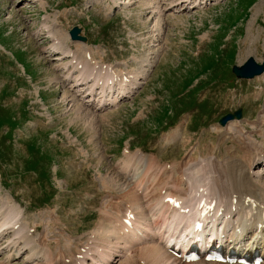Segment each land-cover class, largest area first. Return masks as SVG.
<instances>
[{
  "label": "rangeland",
  "instance_id": "obj_1",
  "mask_svg": "<svg viewBox=\"0 0 264 264\" xmlns=\"http://www.w3.org/2000/svg\"><path fill=\"white\" fill-rule=\"evenodd\" d=\"M92 1L89 3L93 5L88 0H44L43 8L37 2L0 0V114L21 119L12 140L5 137L7 126L0 130V154L5 160L0 166L9 182L4 188L0 181V207L16 206L22 212L20 224L32 231V236L26 239L34 241V249H39L36 250L38 257L51 250L55 254L54 264H62L64 257L78 263L75 255L83 254L82 247L84 253L91 251L88 253L91 258L98 257L95 251L101 250L113 254L126 250L137 252V249L133 251L135 246L130 250L110 232L109 218L115 213L124 215L129 193L142 180L146 182L145 168L154 159L161 162L166 172L173 163L192 157L196 171L208 170L217 161L227 162L220 166L222 169L233 160L244 161L251 165V170L255 159L262 158L264 152L263 136L253 131L264 130V76L237 81L231 74L233 66H242L249 57L264 63V0H230L208 10L176 14L167 11L164 16L150 13L152 9L143 8L139 0H119L118 6L114 0H101L100 4ZM173 2L172 7L176 5ZM248 16L246 23L239 22L238 30H229L223 47L233 43L234 48L222 49L224 54H220L218 45L224 44L223 29H230L243 17L246 21ZM45 26H50L53 38L45 32ZM74 27L86 29L87 44L70 39L69 31ZM219 31L220 35L212 40ZM207 34L211 45L202 39ZM51 38L56 40L53 44ZM58 42L64 49L77 52L78 61L83 60L89 70L94 68L91 63L93 66L98 63L114 66L118 73H141L138 86H143V90L134 103L125 102L101 111L87 108L86 101L96 102L90 96L82 99L77 92L78 88H87L74 84L78 71L70 68L73 73L68 75L71 72L63 69L64 64L71 65L72 59L57 61L56 54L50 53L61 49ZM210 67L209 74L218 80L210 81L204 74L200 80L208 81L209 86L184 97L182 102L175 100ZM109 73H96L95 78H105ZM3 91L5 98H2ZM172 103L180 107V112L170 111V117L158 124L157 118L162 117L163 110H168V107L161 110L162 105ZM194 104L201 106L203 112L195 116L196 109L179 118ZM239 108L244 111L240 126L234 125L233 130L225 128L227 132L219 130V119ZM25 110L28 113L21 118ZM169 121L177 122L161 132ZM173 133L177 135L171 139ZM31 143L39 154L35 150V156L29 158L27 147ZM131 144L145 152L147 162L135 163L126 175L125 152L128 147L130 153L134 152ZM249 147L247 157L245 151ZM257 154L258 158L249 163L247 159ZM27 163H36L41 170L52 174L53 189L47 187L44 191L37 175L22 173ZM262 168L263 161L254 165L252 171ZM260 180L264 183V178ZM144 186L145 183L139 187L144 189ZM152 189H148L149 193L153 191L150 198L157 197L159 189H154L156 193ZM127 191H130L129 197ZM53 193L55 196L48 201ZM122 197L127 198L121 201ZM7 236L6 246L14 251L11 240L16 237L12 233ZM82 244L87 245L86 249ZM7 254L0 258L3 260ZM28 254L25 252L13 264H27L26 259L31 257ZM89 256L85 259L91 264ZM122 258L114 257L112 264L126 263V258ZM36 262L28 264H42Z\"/></svg>",
  "mask_w": 264,
  "mask_h": 264
},
{
  "label": "bare ground",
  "instance_id": "obj_2",
  "mask_svg": "<svg viewBox=\"0 0 264 264\" xmlns=\"http://www.w3.org/2000/svg\"><path fill=\"white\" fill-rule=\"evenodd\" d=\"M21 1H26L27 3L38 2V3L41 4L42 7L46 5L45 2H42L44 0H21ZM144 1H143L144 4L142 6L143 8L144 7H146V8L148 7V8H152L153 10H159L160 9L158 7L159 3L157 2V0H154V1L153 0H144ZM209 1H211V0H181L175 6L182 5L183 8L192 9L195 6H198V5H201V4H204V3H208ZM92 2L94 4L102 3L101 0H93ZM118 2H119V0H114V3H116V6H118ZM198 2L200 4H198ZM120 4H122V3H120ZM43 8H45V7H43ZM10 18L11 17H8L7 19H10ZM45 32H47L49 37L50 36L52 38L54 37L53 33L50 30V26H45ZM52 38H51V43L53 44L56 40L53 41ZM52 44L50 45V48H51ZM57 45H60V43L58 42ZM60 47H61V49H58V50H61L62 54H64L65 57L72 56V57H74V59H76L77 52L72 51L71 49H64L62 47V45H60ZM58 50H56V51H52L51 50L52 52L50 51V53L57 52ZM74 59H73V61H74ZM80 65H81V68H80L79 78L82 81H87L89 78H91L94 75L95 83L88 90L93 92L95 87H97V85L98 86L100 85V89H101L100 94H102L103 96L98 100V104H97L98 106L102 107V106L115 104V103L118 102V100H119V98L121 96H124V95L129 94V93L132 92V89H133L132 87L135 85V83H130L131 86L128 87L127 80H124V81L121 80V81L117 82L116 80L117 79H121L122 77L118 78V76L116 75L115 71L112 72L113 70H111L107 77L101 78L99 80H96L95 74H93L94 69L89 70L88 66L84 65L83 61H82V63H79V66ZM262 77H261V79H262ZM79 78L75 77V82L76 83H78L80 81ZM137 78H138V76H137ZM79 91H81V89ZM116 92H117L116 96L115 95H111V96L107 95L108 93H116ZM239 123H241V121L240 122H231L228 125L229 127L227 126L226 128L232 129V127H234V125L239 124ZM260 125H262V124H260ZM239 126H240V124H239ZM260 134L263 136L262 139H263V142H264V134L263 133H260ZM241 138L243 139V137H241ZM245 146H246V144H245ZM243 149H244V147H243ZM249 149H250V147L248 148L247 151L243 150V151H245V153H247V157H248ZM240 151H241V149H240ZM255 158H258V156H255L251 160V164L253 163ZM243 159H245V158H243ZM250 159L248 158L247 160H250ZM194 161L195 160L192 157L188 161L180 162L179 165L184 166L186 171L185 172H181L180 176H176V175L171 176L164 183L163 190L165 189L166 186L171 185L172 187L169 189L170 195L178 197V198H174L173 197L175 199L174 202L180 203V205H178L176 207V209H174V210H171V209H168V208L164 207L163 204L160 206L159 203H157L155 206H150V205L143 204V197L139 196L136 191H134V193H135L134 196H130V197L128 195V192H130V191L126 192V195H128V197H129V201H130L129 203L132 205V207H135V209L139 210V212H138V214H136L135 219L132 221V226L131 227L127 228L122 223V220H121L120 224L118 226H116L114 233L116 235H119L121 237V239L126 244L135 243L136 242L135 241L136 237H137L138 241L141 242L142 240L139 238V236H141L142 233L144 234V237L149 238V239H151L152 242H156V243L151 245V244H149V241L141 242V243H143L144 246L133 248L134 249L133 251H135V249H137V252H135L134 254H133V252L130 253V251H128L130 254L127 253V257H126V261H125L126 263L123 262L124 264H139L138 263L139 261H140V264H184L182 259L175 258L169 252V247L167 246V244H169L170 239L172 237L176 236L178 233L181 234L180 230H181L183 224L187 223L193 217L192 210H190L189 213L181 212V210L183 208H187V206H186L187 202L185 201L186 198H184L185 197V193H189L190 195H192V202L194 200L197 205H199L202 201L206 202V205H210V199H216V198L218 200H220V201L228 202L229 201L228 199H230L231 196H229L227 193H232L233 195H236L237 196L236 198L239 199L236 203H233L231 201V202H228V203L224 204L221 207L222 203L219 202L218 203V207L213 212L208 213L206 216H204L203 220L206 223L211 221V226H213V227L218 225V224H222L223 226H225L226 229H230V227L232 225H234V223H231L230 220L231 221L236 220L237 223H242V222L247 223V227L246 228H242L241 234L238 235V237L236 239V243H238V245L242 246L243 245V238H244V240L246 238V239H249L250 242H249L248 246H250L252 241L255 240L256 242H255V245L253 246V249H256V250L260 251V253L264 256V187H263L264 183H263V186L253 183V181L251 180L250 172L248 173V175H247L245 180H241L240 179L241 178V173H239V171H241V169H240V163L241 162L237 163L235 165L232 162V164L226 165L222 169H220V167L219 168L215 167L216 165L214 164L213 171L216 169L214 172L218 174L217 181L215 183V182L212 181L213 176H208L209 174H211V168H209L208 170L207 169H201V170L198 169L196 171V173L193 171L194 170L193 168H195V166H196V165L193 166V163H195ZM250 166H249V169H250ZM187 171H192V172L191 173H187ZM123 176L124 175L122 174V177ZM185 176H186V180H184ZM127 177H124V178L126 179ZM184 187H186V189H183ZM154 189L155 188L153 187L152 190H154ZM151 192H153V191H151ZM154 192H155V190H154ZM159 192H160V190H159ZM123 194H125V193H123ZM247 196H249L250 198H253L255 201L256 200L259 201L260 204H262L263 206H260L259 202H255V201L254 202H250V203H246L244 199H246ZM123 197L120 198L121 201H122V199L125 200L127 198V197L126 198H123ZM154 197L152 196V198H154ZM126 201H128V199ZM182 201H184V205H183ZM1 202H2V200H1ZM117 204H118V202H117ZM125 204H126V202L123 205H125ZM119 205H121V204H119ZM119 205H118V207H119ZM173 205H174V203H170L169 208H172ZM114 207H116V206H114ZM165 208L168 209V210H166ZM107 210H109V209H107ZM111 211L114 212V210H111ZM6 212H7V214L4 215ZM0 214H1L0 216L4 217L2 223L0 224L1 225L0 226V239L2 237H4V231L2 230L4 227L5 228L6 227L13 228L14 235H20L21 234L23 242L25 243V246L24 247H20V248L18 247L17 243L13 244L14 245L13 248L14 247L17 248V254L25 251L26 248H27L28 252H29L28 255L29 256L31 255V257L26 259L27 264H28V262H31L32 260L36 259L38 257V254H39V252L36 253V250L38 248L36 250L34 249L35 248V247H33L34 241L32 239H30V238L26 239L27 236H31L32 235L31 234L32 231L31 230H26V228L24 226H22L18 222V219H19V216H20V211L18 210V208L16 206H9V207L6 208L5 205L3 204V206L0 207ZM116 214H119V213H116ZM163 217H167V227L166 228H164L165 223H164ZM1 219L2 218H0V220ZM109 224H110L109 228L115 226L113 221H110ZM121 231H124V232L121 234ZM233 232H234V230H233ZM25 233L27 234L26 237L24 235ZM102 233L104 234V232H102ZM190 233H192V231H190ZM96 234H97V231H96ZM108 234H109V231H108ZM183 236H186V235H183ZM106 238H108V237L106 236ZM172 242L173 243H177L178 246L182 245L183 248H185L187 246V244L190 242V240H188L185 237H183L180 240H177V238H174L172 240ZM87 243H89V242H87ZM82 245L84 246V244H82ZM86 247H87V245H86ZM86 247H85V249H86ZM82 249H83V247H82ZM82 249H81V251H82ZM47 250H48V248H47ZM48 251H51V250H48ZM115 251H117V250H115ZM57 252H56V255L58 253H60V251L58 253ZM90 252H88V253L91 254ZM126 252H127V250L125 251V253ZM81 253H83L82 256L78 257L77 255H75L76 259L75 258L74 259L76 260V262L77 261H81L80 264H87L86 260H85V255L87 253L86 252L85 253L81 252ZM61 254L63 255L64 253H61ZM92 254H94V253L92 252ZM60 255H59V257H60ZM62 255H61V257H62ZM100 255H101L100 258L92 259L94 263H96V264H108L109 261H111L113 259V256L111 254H108V253H105V252L104 253L101 252ZM70 256L71 257L73 256L72 252H71ZM116 256H118V255H116ZM92 257H93V255H92ZM122 257H124V256H122ZM17 258H18L17 255H13V254L8 255L4 260L0 261V264H11V262L13 260H16ZM62 258H60V259H62ZM54 259H53L52 255L47 254L45 256V258L42 260V262H43V264H53L54 263ZM124 260H122V261H124ZM60 261H62V260H60ZM62 262H63L62 264H71V263H73V262H71V259L68 258V260H67L66 257H64V261H62ZM35 263H37V262H35ZM94 263H92V264H94ZM190 264H219V263H213V262L208 263V262H204L203 259H202L199 262L190 263Z\"/></svg>",
  "mask_w": 264,
  "mask_h": 264
},
{
  "label": "water",
  "instance_id": "obj_3",
  "mask_svg": "<svg viewBox=\"0 0 264 264\" xmlns=\"http://www.w3.org/2000/svg\"><path fill=\"white\" fill-rule=\"evenodd\" d=\"M73 40H81L84 39L80 34L81 30L79 28H74L70 32ZM234 73L237 75L238 78H244V79H251L254 78L257 75H260L264 72V65L259 66L255 62L253 58H250L249 61L242 67H234L233 68ZM241 119L242 118V111L239 110L235 112L234 114H229L223 119L220 120V124L222 126H225L229 120L233 119Z\"/></svg>",
  "mask_w": 264,
  "mask_h": 264
},
{
  "label": "trees",
  "instance_id": "obj_4",
  "mask_svg": "<svg viewBox=\"0 0 264 264\" xmlns=\"http://www.w3.org/2000/svg\"><path fill=\"white\" fill-rule=\"evenodd\" d=\"M38 167L36 163H28L27 169L36 171Z\"/></svg>",
  "mask_w": 264,
  "mask_h": 264
}]
</instances>
